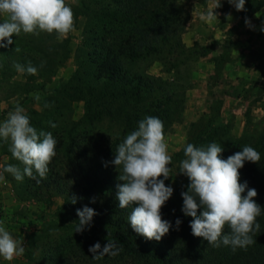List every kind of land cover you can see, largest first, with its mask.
I'll return each instance as SVG.
<instances>
[{"label": "rangeland", "instance_id": "obj_1", "mask_svg": "<svg viewBox=\"0 0 264 264\" xmlns=\"http://www.w3.org/2000/svg\"><path fill=\"white\" fill-rule=\"evenodd\" d=\"M101 1L66 0L75 19V30L66 37L58 38L55 33H41L38 37L21 33L19 37L13 35L12 45L0 48V101L5 100L0 105V122L19 104L25 109L32 126L38 131L52 132L60 146L65 144L61 139L68 140L76 130L117 135L120 130L110 115L102 116L98 122L94 120L96 124L92 125L87 118L88 108L104 105L100 103L97 106V98L87 92L94 82L95 72V65L88 60L93 47L94 33L91 29L100 23L93 12ZM206 1L178 0L181 17L188 18L183 32L192 17L200 18V6ZM226 2L225 9L229 17L233 15L231 21L235 23L224 30L225 38L240 37L241 28L236 24L239 19L234 11L231 12L228 0ZM180 39V44H175V39L161 52L135 62L131 67L135 72H146L164 79L174 78L181 86L176 104L171 107V122L164 126L168 152L172 156V164L169 165L172 171L167 184L174 190L170 199L175 202L180 198L179 189L186 187L188 182L187 177L179 173L180 162L185 159L182 152L188 143L196 146H206L211 142L221 144L224 149L222 158L225 154L242 151L244 146H251L264 155L262 77L247 76L250 81L245 80L236 89L226 90L221 85L223 80L219 72L213 71L211 78L207 77V63L201 57L208 50L206 43L210 45L211 42L214 49L217 41H210L207 37L187 46L183 33ZM224 46L228 50L230 43L226 42ZM15 47H19L20 51L15 52ZM29 62L38 69L37 74L18 73L14 68L16 63L27 67ZM207 81L211 86L207 87ZM225 90L227 96L223 95ZM36 95H39V100L35 99ZM237 97L242 100H233ZM45 104L49 106L45 107ZM127 110L132 115L140 113L134 107H127ZM140 115L144 117V114ZM50 122L57 127L52 128ZM60 146H56V153L59 151L61 158L63 147ZM8 164L23 167L12 157L9 143L0 141V172ZM3 175L5 179L0 181V220L4 221V226L14 238L23 242L25 253L11 262L0 257V264H55L58 258L71 256L75 242L85 241L91 246L99 242L102 249L108 239L112 240L106 235L96 236L88 230L75 232L77 226L66 220L77 212L78 202L71 203L70 198L58 194L52 185H39L28 177L22 182L17 181L10 173ZM127 260L129 258L119 252L115 257L105 255L100 260L86 259L79 264H127L130 262Z\"/></svg>", "mask_w": 264, "mask_h": 264}, {"label": "trees", "instance_id": "obj_2", "mask_svg": "<svg viewBox=\"0 0 264 264\" xmlns=\"http://www.w3.org/2000/svg\"><path fill=\"white\" fill-rule=\"evenodd\" d=\"M263 3L264 0H250L249 9L241 12L245 15ZM93 13L100 23L91 29L94 33L93 47L88 60L95 65V72L94 82L87 92L97 98V106L100 103L104 105L88 108L87 118L92 125L94 120L98 122L102 116L110 115L120 131L117 135H102L91 133V130H76L68 140L62 138L65 144H58L57 148L63 147V157L60 158L57 151L46 178L37 176L39 185H52L58 194L70 200L72 196L77 197V209L85 205L93 208L98 215L93 217L90 229L86 230L115 241L117 247L122 248V256L129 258L127 264H264L263 154H260L258 163L246 161L239 170L240 183L247 181L249 188L257 190L255 199L262 207V213L257 218L261 227L254 236L256 243L246 250L238 248L233 251L230 246L223 245L216 248L191 234L192 217L184 216L181 210V193L187 191L188 178L186 187L179 189L180 198L176 202L169 199L161 210L162 218L173 225L167 235L160 241H149L132 230L128 222L131 206L119 208L116 199V185L122 183L118 180L121 169H116L110 162L119 144L137 129L138 122L146 116L160 118L164 126L171 122V107L176 104L180 85L174 78L164 79L146 72H135L131 67L135 62L161 52L175 39V44H180V35L188 18L181 17L178 0H102ZM127 107H134L140 113L132 115ZM140 114L144 117L141 118ZM231 155L233 153L225 154L223 159ZM165 184L168 186L167 180ZM93 198L95 202H92ZM73 216L66 222L77 226L79 217ZM178 218L182 223L177 230L175 221ZM86 244L89 243L75 242L71 256L58 258L55 264L94 260L88 251L91 245Z\"/></svg>", "mask_w": 264, "mask_h": 264}, {"label": "clouds", "instance_id": "obj_3", "mask_svg": "<svg viewBox=\"0 0 264 264\" xmlns=\"http://www.w3.org/2000/svg\"><path fill=\"white\" fill-rule=\"evenodd\" d=\"M245 2L228 0L237 11H246ZM219 7L221 0H216L214 9L202 15L201 19L209 23L218 20V13L214 10ZM255 15L257 18L260 16L259 13ZM0 16L5 17L0 22V48L12 45L13 35L19 37L21 33L37 37L41 33H55L58 38H63L75 30L74 12L66 0H0ZM245 24L254 28L248 18H245ZM260 30L264 32V27ZM14 51L19 52V47H15ZM14 68L18 73L27 72L30 75L38 71L31 62L27 67L16 63ZM35 99L39 100V95ZM48 106L45 104V107ZM50 126L57 127L51 122ZM0 141L9 143L12 157L23 165L22 168L13 164L4 166L0 181L5 179L3 173H10L21 182L25 177L37 183L40 182L37 176L46 178L49 165L57 154V140L52 132L38 131L32 126L25 109L19 104L0 122ZM223 151L222 145L216 142L206 146L186 145L179 173L185 175L190 183L187 191L181 193V210L184 216L192 217L190 228L194 237L202 238L216 248L223 245L230 246L233 251L238 248L246 250L256 243L254 236L260 231L257 218L262 213V207L255 199L257 190L249 188L247 181L240 183L239 170L246 161L258 163L261 157L251 146H244L242 151L227 159L222 158ZM110 163L121 169L118 180L122 183L116 185V199L119 208L131 206L128 222L132 230L146 240L160 241L173 227L170 221L162 218L161 212L174 191L165 184L171 176L169 165L172 164V156L168 152L164 122L156 116L140 120L138 128L119 144ZM76 202L77 197L72 196L71 203ZM92 202H95L94 198ZM76 214L79 217L77 233L90 229L93 217L98 215L86 205L77 209ZM181 223L179 218L175 221L177 230ZM88 251L93 259L100 260L105 255L115 257L122 248L108 239L102 249L101 244L96 242ZM24 253L23 242L14 238L4 226V221L0 220V257L11 262Z\"/></svg>", "mask_w": 264, "mask_h": 264}, {"label": "crops", "instance_id": "obj_4", "mask_svg": "<svg viewBox=\"0 0 264 264\" xmlns=\"http://www.w3.org/2000/svg\"><path fill=\"white\" fill-rule=\"evenodd\" d=\"M247 2H250V0L245 2L246 10L249 9ZM215 3L216 0H207L206 4L201 5V16L214 9ZM226 5V0H221V7L214 10L218 13V20H214L211 23L206 19L202 20L201 16L200 18L192 17L187 23L186 31L183 32V40L187 46L192 45L197 39L202 41L207 39V37H209L210 41H217L214 49L211 47L212 43L208 41L210 45H207V43L205 45L208 50L201 54V57L207 63L205 72L207 77L211 78L213 71L219 72L223 80L221 85L227 90L229 88L236 89V87L243 85L245 80H247V76L251 78L262 77L264 81V32L260 30L261 27H264V3L258 9L245 15L231 5V12L234 11L235 16L239 19L236 24L241 28L239 29L241 36L232 37V39H226L224 33L226 28L229 26L233 27L235 23L231 21L233 15L229 17L230 15L225 9ZM256 13L260 14L259 18L255 15ZM235 16L233 18H236ZM245 18L250 19L254 28L246 26ZM4 19L5 17L0 16V22ZM226 42L230 43L228 50L224 46ZM235 82H237V85H233ZM206 84H208L207 87L211 86L208 81ZM226 90L223 92L225 96H227ZM233 100L240 102L242 98L237 97L233 98ZM4 102L5 100H1L0 105Z\"/></svg>", "mask_w": 264, "mask_h": 264}]
</instances>
